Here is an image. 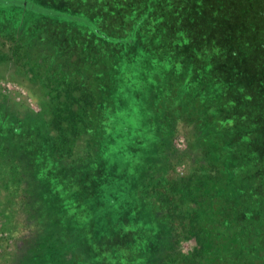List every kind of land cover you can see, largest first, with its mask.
<instances>
[{
	"label": "trees",
	"instance_id": "obj_1",
	"mask_svg": "<svg viewBox=\"0 0 264 264\" xmlns=\"http://www.w3.org/2000/svg\"><path fill=\"white\" fill-rule=\"evenodd\" d=\"M0 4L78 20L28 0ZM182 5L179 18L166 15L164 39L188 47L185 63L195 68L141 77L134 94L126 84L116 97L111 60L101 64L95 53L79 50L76 33L61 29L67 23H43L37 35L0 31L1 61L43 89L38 111L0 91V193L18 196L29 211L20 234L1 243L2 264L77 263L76 253L31 212L42 202L34 171L39 155L74 165L97 156L104 137L109 152L119 135L132 132L148 140L139 152L143 187L160 222L145 264H264V0ZM178 135L183 149L174 145ZM191 240L193 248L183 250Z\"/></svg>",
	"mask_w": 264,
	"mask_h": 264
},
{
	"label": "rangeland",
	"instance_id": "obj_2",
	"mask_svg": "<svg viewBox=\"0 0 264 264\" xmlns=\"http://www.w3.org/2000/svg\"><path fill=\"white\" fill-rule=\"evenodd\" d=\"M28 1L75 15L78 20L67 22L17 4H0V31L14 29L15 34L37 35L43 23H67L61 29L68 27L76 33L79 50L95 53L101 64L111 60L115 75H119L115 97L126 84L134 94L141 77L189 75L195 68L185 63L188 47H181L180 40L168 44L164 39L166 15L173 12L179 18L184 13V0ZM34 21L37 23L30 24ZM4 53L6 48L1 47L0 54ZM0 91L24 101L34 111L40 108L43 89L32 83L29 75L10 72L1 59ZM138 109L134 102L131 112L135 111L132 120L136 128L140 122ZM124 116L127 114H121V122ZM139 139L133 132L119 135L107 152L104 137L97 156L68 166L55 163L47 154L39 155L34 171L42 202L41 208L30 210L40 221L43 219L44 226L54 230L51 233L58 242H65L76 253V264H145L155 252L159 212L144 192L145 159L139 152L140 145L145 146L148 140L141 139L140 143ZM130 145L139 146L134 152ZM174 145L183 149L185 138L178 135ZM0 199L1 252L3 240L20 234L18 225L23 226L29 211L16 195L0 193ZM194 245L191 240L181 247L190 250Z\"/></svg>",
	"mask_w": 264,
	"mask_h": 264
}]
</instances>
